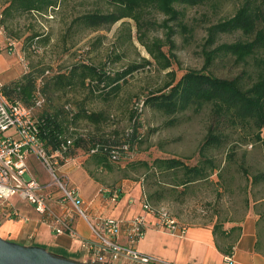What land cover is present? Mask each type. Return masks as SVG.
I'll use <instances>...</instances> for the list:
<instances>
[{"label": "trees", "instance_id": "1", "mask_svg": "<svg viewBox=\"0 0 264 264\" xmlns=\"http://www.w3.org/2000/svg\"><path fill=\"white\" fill-rule=\"evenodd\" d=\"M60 2L61 0H5L1 8L2 22L24 14L42 16L55 9ZM105 2L107 4L105 10L94 9L74 16L67 28L66 36L68 33L74 36L88 29L109 28L122 19L130 18L136 23L139 32L137 38L150 59L143 58L141 62L130 63L120 70L112 69L105 62L96 64L92 61H77L64 72L51 75L43 73L40 91L42 95L47 94L48 97H44L41 107L44 113L37 115L44 118L41 127L42 137L48 146L52 145L54 148L60 146V136L66 133L70 123L83 122L92 125L97 131L102 129L110 120L108 106L96 109L91 106L92 100L99 98L108 101L109 97L117 94L121 87L120 82L124 81L126 76L150 64L155 65L159 71L167 70L173 65L175 55L172 50L175 43L171 36L175 31L167 24L168 21H174L182 32H188L190 28L185 22L187 7L208 4L215 8L221 5V0H105ZM153 12L165 16L158 24L167 28L165 41L158 37L150 38L147 34V25L152 22L146 15ZM225 35L237 37L232 40H221ZM41 37L44 41L49 38L40 32L29 35L28 46L32 42L40 43ZM11 38L16 39L13 36ZM127 39L131 41L129 29ZM165 46H168L169 54L164 51ZM201 54L203 65L200 69L189 68L178 76L174 70L166 71L167 78L161 86L141 99L143 108L147 107L169 117L167 123L171 125L180 122L189 110L197 114L207 108L211 122L197 149L196 158L190 156V162H186L177 157L153 156L151 160L124 162L123 166L119 167L123 172L122 177L141 182L143 191L154 206H159L169 197L179 201L181 197L183 200L186 195L195 192L198 186L214 184L211 178L220 177L221 171V159L217 158L216 152L224 154L223 159L227 165L235 162L236 144L233 142H260L264 147V0H241L230 16L207 25ZM220 60L240 65L241 72L232 76L214 73L213 67ZM35 79L32 73L26 72L19 79H10L2 83V88L7 94L13 95V98L29 104L36 88ZM68 92L83 94L79 99L77 97L72 99L75 104L72 115L65 108L68 104L61 106L49 104L54 94ZM136 115L134 109L130 110L129 120ZM90 135L92 139L97 137L110 139L112 136L117 138L119 133ZM84 150L86 152L85 148ZM101 162L109 169L113 167V163H119L106 157ZM237 165L248 185H233L228 179H219L218 184H215L216 194L221 195V190H225L233 195L237 188L243 193L242 201L247 208L251 199L256 200L251 189L264 185V168L250 173L249 165L244 158ZM128 168L137 174L136 177L131 176ZM178 187L181 190H178ZM214 214L220 216L219 211H215ZM4 218L0 219V223ZM218 218L213 225L214 234L222 232L219 230Z\"/></svg>", "mask_w": 264, "mask_h": 264}, {"label": "rangeland", "instance_id": "2", "mask_svg": "<svg viewBox=\"0 0 264 264\" xmlns=\"http://www.w3.org/2000/svg\"><path fill=\"white\" fill-rule=\"evenodd\" d=\"M240 1L221 0V5L215 8L208 4L187 7L185 9V22L190 28L188 32H182L174 21L167 22L175 31L171 36L175 43V48L172 50L175 58H172L174 61L170 68L159 71L153 64L146 65L126 76L124 81L120 82L121 87L117 94L109 97L108 101H102L99 98L93 99L92 107L99 109L108 106L107 110L110 112V120L102 129L97 131L92 125L81 124L82 122L69 124L85 129L93 136L100 133L120 134L130 123V110L134 109L137 112L135 134L139 139L129 156L120 160L119 163H113L111 171L107 170L109 181L122 176V170L116 166L124 162L140 159L151 160L153 156L177 157L186 162H190V156L196 158L197 149L211 122L207 108L197 114L189 110L180 122L171 125L167 123L169 117L162 116L147 107L138 110L139 102L151 91L161 86L167 78L166 71L174 70L178 76L189 68L200 69L203 65L201 45L205 36V27L221 18L230 16ZM4 2L5 0H0V9L3 8ZM94 9H107L105 0H61L55 9L45 15L24 14L14 19L5 20L3 23L6 32L8 36L16 38L15 52L21 53L22 59L15 52L9 54V59L0 55V73L8 64V68L4 70L10 73L7 78L15 80L21 78L26 72L32 73L36 77L35 92L37 89L41 90L40 86L45 69H49L50 73H44V75H51L66 71L71 64L77 61H92L96 64L105 62L112 69L120 70L130 63L141 62L143 58L150 59L149 54L137 38L139 32L136 23L130 18L122 19L109 28L88 29L74 36H70L69 33L66 36L67 28L74 16ZM146 16L152 22L146 28L148 36L150 38L158 37L165 41L167 28L158 26L165 19V16L156 12L148 13ZM128 29L131 34V41L127 39ZM36 32L49 36L47 41H44L42 37L40 38L42 39L38 43L41 47L40 53L31 51L27 43L29 35ZM236 37L237 35H225L221 40H232ZM167 48L168 46H165L164 51H167ZM167 53L169 54L168 51ZM213 71L221 76H232L241 72V66L220 60L213 67ZM2 74L6 78L7 73ZM0 81L1 83L4 82L2 75H0ZM2 92L7 98H13V95L7 94L4 89ZM82 96L81 92L56 93L53 99H50L49 104L56 106L70 104L74 111L75 104L72 99L76 97L79 99ZM43 97L47 98L48 95ZM41 112L44 113L41 108L37 110V114ZM78 143L83 148H88L89 141ZM233 143L236 144L235 162L227 165L223 159L224 154L216 152L217 158L221 159V171L220 177L213 176L211 178L214 184L201 185L196 192L189 193L183 200L180 197V201L169 197L163 200L159 206L165 207L172 216L186 223L200 222L202 218L207 220L215 211L226 213L234 207L240 208V213H242L245 209L242 201L243 193L235 188L233 195L225 190H221V195H217L215 184H218L219 179L224 178L230 180L233 185L247 186L248 182L242 176L237 164L244 158L246 164L249 165L250 173L256 172L259 168H264V147L260 142L236 141ZM127 170L130 171L132 177H136L137 174L132 169L128 168ZM44 176L48 180L50 179V176L48 177L46 174ZM178 190L181 188L178 187ZM251 191L255 198L264 196L263 185L253 187ZM128 197L138 200L139 189L135 187L126 195V198ZM17 200H19L17 196L11 198L13 202ZM46 250L49 251V249Z\"/></svg>", "mask_w": 264, "mask_h": 264}, {"label": "built area", "instance_id": "3", "mask_svg": "<svg viewBox=\"0 0 264 264\" xmlns=\"http://www.w3.org/2000/svg\"><path fill=\"white\" fill-rule=\"evenodd\" d=\"M50 10L47 12L49 13ZM46 13V14H47ZM45 15V14H43ZM0 9V52H15L17 41L8 36L2 22ZM29 49L40 53L41 47L32 42ZM18 53L20 59L21 53ZM49 74V69H45ZM0 81V219L2 217L24 218L10 199L17 196L20 200L30 205L40 216L41 222L51 228L56 235L69 234L72 238L80 235L72 226V212L87 218L83 199L76 186L71 185L68 178L59 173L61 161L67 159V155L76 142L89 141L86 154H101L110 161L118 162L129 156L139 137H136V116L117 138L110 139L97 137L92 139L85 129L69 125L65 134L60 136V146L54 153H49L42 137V125L44 118L37 115L44 102V97L37 89L29 104L23 103L18 98H7L2 92ZM138 104V103H136ZM138 106V105H137ZM70 115L73 107H65ZM143 108L142 100L138 110ZM30 155L38 158L47 170L50 180L41 183L29 172L28 159ZM27 176V177H25ZM55 186L59 195L48 190ZM101 192L110 194L113 202L120 196L117 187H105ZM55 201L61 205V210L51 206ZM141 207L144 213H150L156 218V227L171 233L184 232L186 225L172 216L163 206H154L148 200L143 191ZM26 218V217H25ZM24 218V219H25ZM92 237L81 238V248L89 254L88 262L99 264H167L154 256L140 253L136 249V242L143 233L144 217H133L128 226L127 242L118 240L121 233V221L114 217H101L97 224H91ZM225 260L230 262L231 255H226Z\"/></svg>", "mask_w": 264, "mask_h": 264}, {"label": "crops", "instance_id": "4", "mask_svg": "<svg viewBox=\"0 0 264 264\" xmlns=\"http://www.w3.org/2000/svg\"><path fill=\"white\" fill-rule=\"evenodd\" d=\"M8 53V54H6ZM9 52L2 51L0 55L9 59ZM9 65V64H8ZM5 65L2 75L4 82L10 74ZM2 73H7L6 78ZM3 82V83H4ZM80 123V122H78ZM83 124V122L81 123ZM49 153H54L56 148L46 145ZM102 155H87L78 142L75 143L65 161L59 165V173L68 178L71 185L78 188L84 202L87 218L72 212V226L80 235L72 238L69 234L56 235L49 226L41 222L40 216L33 208L22 200L11 201L20 215L24 218L5 217L0 223V236L27 245H38L49 249L53 254L88 261L89 254L81 248V238L92 237L91 224H97L101 217L110 216L121 221V233L118 240L127 242V232L130 220L143 215L144 228L135 246L143 254L154 256L167 264H264V196L250 200L247 208L240 213V208H232L226 213L219 212L211 218L196 223H186L184 232L171 233L156 227V218L150 213H144L141 207L143 186L126 177H116L109 181L108 171L101 160ZM123 164L116 167H122ZM29 172L41 183L49 180L47 170L34 155L28 159ZM49 177V175H48ZM105 187H117L120 196L116 202L107 192H101ZM135 187L139 189L138 200L128 197ZM201 186H198L199 188ZM264 187V185H263ZM48 190L59 195L55 186ZM196 192V191H195ZM51 206L58 211L61 205L52 201ZM221 213V214H220ZM220 224L219 231L213 233V225ZM226 255H231L230 262L225 260Z\"/></svg>", "mask_w": 264, "mask_h": 264}, {"label": "water", "instance_id": "5", "mask_svg": "<svg viewBox=\"0 0 264 264\" xmlns=\"http://www.w3.org/2000/svg\"><path fill=\"white\" fill-rule=\"evenodd\" d=\"M0 264H99L56 255L44 247L27 245L0 236Z\"/></svg>", "mask_w": 264, "mask_h": 264}]
</instances>
